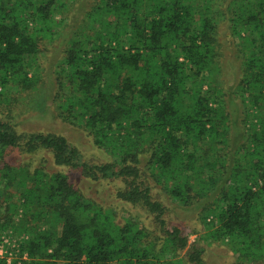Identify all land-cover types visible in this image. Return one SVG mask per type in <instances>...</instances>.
I'll use <instances>...</instances> for the list:
<instances>
[{
    "label": "trees",
    "instance_id": "trees-1",
    "mask_svg": "<svg viewBox=\"0 0 264 264\" xmlns=\"http://www.w3.org/2000/svg\"><path fill=\"white\" fill-rule=\"evenodd\" d=\"M223 26L240 57V121L224 98ZM58 38L50 96L36 62ZM49 96L112 160L85 159L59 133L18 130L13 106ZM12 150L118 181L116 197L147 222L120 220L44 156L12 164ZM155 189L195 210L202 239L229 244L235 264H264V0H0V242L22 238L10 264H205Z\"/></svg>",
    "mask_w": 264,
    "mask_h": 264
},
{
    "label": "rangeland",
    "instance_id": "rangeland-1",
    "mask_svg": "<svg viewBox=\"0 0 264 264\" xmlns=\"http://www.w3.org/2000/svg\"><path fill=\"white\" fill-rule=\"evenodd\" d=\"M70 1V0H69ZM73 5L71 2V9L74 14L79 18L82 16V5ZM226 26L221 28L220 39L223 42L222 56L220 57L221 65L223 68V78L227 83L224 91L225 100L229 104V109L233 112L234 118L237 121L241 120L242 109L240 108V99L235 96V87H232L239 77V61L240 57L234 50V45L230 42L229 30ZM62 40L56 39L52 42H47L41 46V54L38 57L36 66L38 67V84L47 95H52V92L57 89V80L54 73V69L57 64V60L60 59L62 53L61 50L64 46H61ZM235 51V52H234ZM49 96V97H50ZM28 101V100H27ZM10 111V110H9ZM13 120L17 123L19 131H42V132H55L62 134L67 139L77 146L85 159L92 162H104L112 160L110 154L105 150L97 147L92 137L86 130L78 123H71L64 121L57 115L55 105L50 98L47 99L45 105L35 106L33 103H27L26 100H20L15 104L9 112ZM227 149V148H226ZM231 147L228 148L229 156L234 157V152ZM46 157L48 160V166L53 169H61L70 176L74 185L79 188L85 196L91 197L103 204L114 208L118 212V218L123 219V216L133 215L141 220L145 219V213L139 209L133 208L132 205L118 199L115 195L117 186L120 184L118 181H106V180H91L82 176L76 170H72L66 167H58L54 165L52 156L49 153H40L37 155L22 154L18 150H12L8 154V160L12 164L20 165L24 161H31L34 166L38 165L42 157ZM232 158V157H231ZM158 194V190L155 189ZM159 198L165 203L169 210L168 224L179 225L182 231L188 235L190 242L198 240L201 245L205 247L204 259L205 264H235L237 261V254L231 249V246L227 243H206L202 237L206 232L204 224L198 217V213L193 209H183L177 206L174 201L167 197L163 192L159 193Z\"/></svg>",
    "mask_w": 264,
    "mask_h": 264
},
{
    "label": "built area",
    "instance_id": "built-area-1",
    "mask_svg": "<svg viewBox=\"0 0 264 264\" xmlns=\"http://www.w3.org/2000/svg\"><path fill=\"white\" fill-rule=\"evenodd\" d=\"M22 238L18 236H4L0 242V256L5 257L10 264L16 258L18 251V241ZM13 248L14 250H11ZM26 254H24L25 257Z\"/></svg>",
    "mask_w": 264,
    "mask_h": 264
}]
</instances>
